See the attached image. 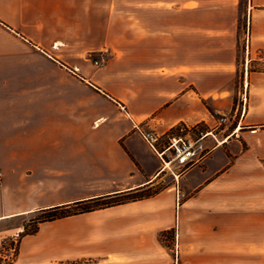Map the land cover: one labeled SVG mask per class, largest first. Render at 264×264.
<instances>
[{
  "label": "crops",
  "instance_id": "crops-1",
  "mask_svg": "<svg viewBox=\"0 0 264 264\" xmlns=\"http://www.w3.org/2000/svg\"><path fill=\"white\" fill-rule=\"evenodd\" d=\"M18 44L43 57H17ZM257 46L264 0H0V226L170 179L150 198L41 224L12 264H209L224 255L215 247L226 244L219 227L231 193L264 185L263 123L235 105L242 67L251 94ZM204 124L213 131L197 140L208 151L175 171L167 135ZM23 231L0 228V244Z\"/></svg>",
  "mask_w": 264,
  "mask_h": 264
},
{
  "label": "rangeland",
  "instance_id": "rangeland-1",
  "mask_svg": "<svg viewBox=\"0 0 264 264\" xmlns=\"http://www.w3.org/2000/svg\"><path fill=\"white\" fill-rule=\"evenodd\" d=\"M244 47L247 53L249 51L248 39H246V44ZM0 55L2 57H6L8 52L5 50H0ZM15 55H17V57H43L36 51H33L22 44H18L16 46ZM244 57L245 55H243V58ZM253 57L254 61H252L249 68L250 71L254 73L251 78V83L253 84L251 94L247 95V68L242 67L241 75L243 76V95L236 97L235 105H239L241 110L242 108L243 110H245L244 108L249 110V105L252 107L250 110H256V112L253 113V116L258 121L263 123V126L260 128L262 132L260 137L264 140V48L257 46V49L253 53ZM221 118L223 117H216L217 126L219 128H223L226 125V122H220ZM212 131L213 130L205 124L199 125L196 129L194 128L192 130L191 136L197 140L198 138L202 137L203 134H207ZM178 133V128L172 132V134ZM165 140L164 142H166ZM161 148L162 146L159 144L157 149L160 150ZM244 148H247L246 144H244ZM207 151V146L204 145V151L198 154L197 157H203ZM229 156L232 155L229 153ZM169 159L170 158H167V160ZM231 159L233 160V158H229V160ZM185 168L186 167H176L175 163V171L180 172ZM165 180V182H162L158 186L159 188L170 183L169 178ZM254 194H264V185H259L244 191L234 190L231 193L234 207L227 213V225L225 227H219V233L221 236H225L226 244L223 246L220 244L215 247L217 250H221L225 247L226 251L224 255L211 256L209 259V264H264V200H262L261 197H258L257 201L255 199L248 200L245 198L246 196L249 197L253 196ZM36 216L37 214L30 215L11 224H3L0 226V228L20 224L30 225V221ZM173 236V233L165 234L163 240L170 241L173 239ZM18 238L19 237H16L14 240L16 241Z\"/></svg>",
  "mask_w": 264,
  "mask_h": 264
},
{
  "label": "trees",
  "instance_id": "trees-1",
  "mask_svg": "<svg viewBox=\"0 0 264 264\" xmlns=\"http://www.w3.org/2000/svg\"><path fill=\"white\" fill-rule=\"evenodd\" d=\"M171 132H174V130H172ZM159 189L160 188H157L155 190L151 189L147 191L124 192L120 194L93 198L90 200H85L69 205L57 206L47 210H43L37 213V216L30 221V225L29 224L24 225V231L18 236L19 237L18 240L15 241L13 238H6L2 241V243L0 244V253H2L4 249L8 250L11 247L14 248L15 250H14L13 258L10 260H4L3 258L0 257V264H12L19 255V247H20L21 239L27 235L36 234L39 231L41 224L43 223L52 222L80 214L90 213L97 210H102L109 207L126 204L129 202L144 200L155 195L159 191ZM168 233L174 234L175 232L172 231ZM165 234L166 233H163L161 235L162 239L164 238Z\"/></svg>",
  "mask_w": 264,
  "mask_h": 264
},
{
  "label": "built area",
  "instance_id": "built-area-1",
  "mask_svg": "<svg viewBox=\"0 0 264 264\" xmlns=\"http://www.w3.org/2000/svg\"><path fill=\"white\" fill-rule=\"evenodd\" d=\"M95 65H100L99 60H95ZM226 118H221L220 122L223 123ZM179 133L172 134L170 132L166 137L167 148L165 149L166 156L170 158V161H176L178 167H187L197 161L200 157L198 154L204 151V146L201 144L200 140H195L191 136L192 130L187 126H179ZM142 138L148 143V145L155 151H157V146L162 142V138L151 133V132H141ZM4 173L0 170V185L3 183ZM14 248L8 250L4 249L0 253V257L4 260H10L13 258Z\"/></svg>",
  "mask_w": 264,
  "mask_h": 264
}]
</instances>
